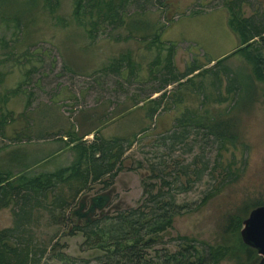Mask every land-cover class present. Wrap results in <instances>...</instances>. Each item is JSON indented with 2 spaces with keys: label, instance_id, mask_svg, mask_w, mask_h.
<instances>
[{
  "label": "rangeland",
  "instance_id": "374dc122",
  "mask_svg": "<svg viewBox=\"0 0 264 264\" xmlns=\"http://www.w3.org/2000/svg\"><path fill=\"white\" fill-rule=\"evenodd\" d=\"M73 3L0 0V176L20 183L68 166L75 145L93 140L82 137L91 129L122 139L115 166L122 167L111 182L106 175L61 182L45 194L26 187L0 194V231L12 230L3 242L36 252L40 264H125L105 230L129 209L148 218L149 198L162 191L184 209L170 227L144 236L155 239L144 249L147 259L165 264L186 237L199 250L233 245L218 264H257L258 254L241 249V227L227 225L264 205V82L237 50L240 38L228 22L234 11L262 23L264 0H129L120 25L98 24L87 7L77 18ZM91 21L97 24L88 35ZM136 22L151 31L135 32ZM247 51L264 56L257 38ZM193 65L200 69L183 77ZM219 112L218 121L234 124V143L195 123ZM101 194L109 195L106 206L89 224L79 221L73 212L80 202Z\"/></svg>",
  "mask_w": 264,
  "mask_h": 264
},
{
  "label": "trees",
  "instance_id": "16d2710c",
  "mask_svg": "<svg viewBox=\"0 0 264 264\" xmlns=\"http://www.w3.org/2000/svg\"><path fill=\"white\" fill-rule=\"evenodd\" d=\"M128 1L129 0H74L73 14L75 17L79 18L81 14L80 11L87 7V11L91 15L93 12L97 15L96 18L99 20L98 24L100 23V20H108L110 24L120 25L123 23V18L122 15H120V12ZM53 4H56V1ZM128 22V26L131 27L130 21ZM228 23L229 26L239 35L240 47L237 50H243L246 53V57L253 65L252 72L254 77L264 82V56L259 52L251 54L247 51L255 38H257L259 46L264 50V21L262 23L254 24L251 19H241L236 16L234 11H231V17ZM90 24H92V28L87 29L88 35L93 33V25L97 24V21H91ZM138 25L139 22H136V26H132L135 28L133 29L135 32H146L141 31ZM148 25H151L150 22ZM171 54L172 51L169 49L166 63L167 67H170L169 65L171 64ZM119 61L116 62V70L119 69ZM128 61L130 62L129 58ZM220 61L221 59L216 63ZM199 69L200 67L193 65L182 74V76L186 77ZM229 89H233V87L230 86ZM154 110L155 109H152L150 113L151 115H154ZM224 112L206 113V115L197 117L195 123L198 127L205 129L207 133L215 138L229 140L234 143V124L229 122V120L218 121L217 119L218 117H222L220 113L224 114ZM90 134L93 135V140L89 144L75 145L77 148V156L68 166L59 167L53 172L39 173L28 179L25 178L26 180H23L24 182L22 181L20 183H16V179L11 181L10 176L7 177L1 175L0 194L2 198L9 195V192L12 190L17 193L22 187L30 189L34 195L41 193L45 194V191L48 190V188L51 190L61 182L68 183L69 185L73 179H79L81 183H86L88 178L92 181H96L103 176L108 175L109 182H111L122 167L121 164L118 165V167H115L117 163H119V158L124 152L122 148V139L120 137H112L109 139L103 138L98 135L96 129H91L90 131L85 132L82 137ZM72 142L73 140H71L70 143ZM21 177L22 176L18 178L20 179ZM105 184H108V181H105ZM80 190V188H76L75 194ZM165 198L166 196L162 191L157 192L149 198L153 199L152 203L154 205L153 208H151V213L148 214V218L143 219L146 214L140 208L129 209L128 213L118 215L115 218V221L111 223L110 228L105 230L106 234L110 237L109 240L114 241L117 245L114 251V254H119L120 257H117L119 258L117 263H120V261L123 260L125 264H155V262L147 259L144 251L145 247L155 241V239L151 236L144 238V236L162 232L170 227L173 217L179 215L184 209L182 205H178L173 199L166 200ZM24 200H26V197ZM5 201L6 202H3L2 204L3 206L7 205V200ZM56 204L61 206L62 202H56L54 205ZM259 205H262V203L259 202L252 205V209ZM25 206L26 203H22L21 208ZM248 210L249 208H246L244 209V212L247 214ZM25 214L26 212L24 211V217ZM14 216L17 221L15 225L18 227V225H21L19 218H21L22 215L16 213ZM243 219L242 217H232L227 225V231L241 227ZM85 223L89 224L90 222ZM82 231L87 233L92 232L85 230ZM11 232L12 230L10 229L0 231V264H40V256H38L36 252H33L32 256H29L28 249L25 248L23 251L22 249L8 246L3 242V234ZM180 240H182L184 245H182L174 255L170 257L165 255L167 257L165 264H218L228 255V253L235 252L233 245H217L214 247L212 245L203 244L204 246L199 250L194 243V240L186 237H182ZM240 245L242 246V251L246 250V254H250V258L254 259L255 256L258 257L255 249L250 248L242 242H240Z\"/></svg>",
  "mask_w": 264,
  "mask_h": 264
},
{
  "label": "water",
  "instance_id": "95a60500",
  "mask_svg": "<svg viewBox=\"0 0 264 264\" xmlns=\"http://www.w3.org/2000/svg\"><path fill=\"white\" fill-rule=\"evenodd\" d=\"M108 201V194H101L92 197L91 204L84 212V215L103 209ZM84 206L85 204L81 203L78 209L74 211V214L83 209ZM240 236L245 245L256 250L259 255V261L257 264H264V205H259L251 209L248 216L242 220Z\"/></svg>",
  "mask_w": 264,
  "mask_h": 264
},
{
  "label": "flooded vegetation",
  "instance_id": "af4514ba",
  "mask_svg": "<svg viewBox=\"0 0 264 264\" xmlns=\"http://www.w3.org/2000/svg\"><path fill=\"white\" fill-rule=\"evenodd\" d=\"M85 204V206H84V208L83 209H81V210H79L76 214H74V212H73V214L76 216V218L80 221V220H84L85 222H87V223H89L90 221H91V216L95 213V211L93 212V213H88V214H86V215H84V212L89 208V206H90V204H91V200H90V202H89V204L88 205H86V202L84 201V200H82L81 202H80V204ZM80 204H79V206H80Z\"/></svg>",
  "mask_w": 264,
  "mask_h": 264
}]
</instances>
